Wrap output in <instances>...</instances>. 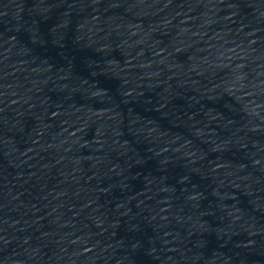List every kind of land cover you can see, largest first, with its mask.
Here are the masks:
<instances>
[{
	"label": "water",
	"instance_id": "water-1",
	"mask_svg": "<svg viewBox=\"0 0 264 264\" xmlns=\"http://www.w3.org/2000/svg\"><path fill=\"white\" fill-rule=\"evenodd\" d=\"M0 264H264V0H0Z\"/></svg>",
	"mask_w": 264,
	"mask_h": 264
}]
</instances>
